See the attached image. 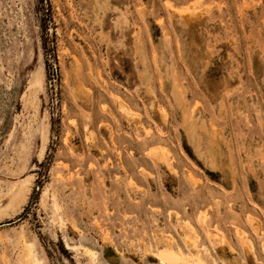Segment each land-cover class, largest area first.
Returning <instances> with one entry per match:
<instances>
[{
	"label": "rangeland",
	"instance_id": "374dc122",
	"mask_svg": "<svg viewBox=\"0 0 264 264\" xmlns=\"http://www.w3.org/2000/svg\"><path fill=\"white\" fill-rule=\"evenodd\" d=\"M0 208V264H264V0H0Z\"/></svg>",
	"mask_w": 264,
	"mask_h": 264
},
{
	"label": "bare ground",
	"instance_id": "6f19581e",
	"mask_svg": "<svg viewBox=\"0 0 264 264\" xmlns=\"http://www.w3.org/2000/svg\"><path fill=\"white\" fill-rule=\"evenodd\" d=\"M175 9L179 10L180 12H182V10H184V9H179V8H175ZM41 82H42V76H41L40 72L37 73L36 76H33L31 79V83L33 85L39 87V88L42 87ZM24 191L25 190H23L21 186H12L10 191H9L10 198L18 200L23 195ZM0 210H1V208H0ZM183 242L189 248V250H188L189 253L185 252L179 244H177L175 248H172L167 243L166 246H164L163 248H161L157 251H153L154 256L157 258L159 263H163V264H188L190 260L195 264H204L202 259L198 255L199 254L198 250L194 248L195 247L194 241H192L190 239V237L184 236ZM32 244H33L32 242L26 241V246L21 245V246H23V248L25 247L24 252H23V254L21 253V256L19 259L21 264H41V260L37 257L36 253L32 249ZM23 248L21 247L20 251ZM66 248H69L68 243H66ZM73 248H74V246H73ZM84 249H85V247H84ZM85 252L88 253V255L90 256L91 259H94L95 252L91 248L87 247ZM98 264H101V263H98Z\"/></svg>",
	"mask_w": 264,
	"mask_h": 264
}]
</instances>
